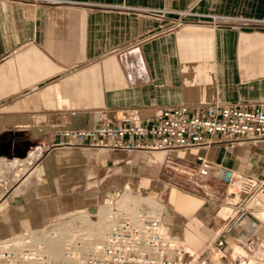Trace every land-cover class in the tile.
<instances>
[{
	"label": "crops",
	"instance_id": "obj_1",
	"mask_svg": "<svg viewBox=\"0 0 264 264\" xmlns=\"http://www.w3.org/2000/svg\"><path fill=\"white\" fill-rule=\"evenodd\" d=\"M258 101L264 102V0H0V138L11 141L6 154L41 150L2 203L0 238L60 212L94 210L168 169L152 159L154 150L52 146L57 126L118 121L128 107L143 119L171 105ZM204 151L167 153L196 165ZM205 153L264 174V140L230 147L218 141ZM209 214L202 217L214 230ZM170 224L179 222L171 217ZM236 235L223 233L227 247L247 244V235Z\"/></svg>",
	"mask_w": 264,
	"mask_h": 264
},
{
	"label": "built area",
	"instance_id": "obj_2",
	"mask_svg": "<svg viewBox=\"0 0 264 264\" xmlns=\"http://www.w3.org/2000/svg\"><path fill=\"white\" fill-rule=\"evenodd\" d=\"M15 1L38 4L49 0ZM187 13L182 10L180 15L183 17ZM179 22L181 20L177 19L175 24ZM117 118L118 121L101 119L100 124L86 128L57 126L53 130L58 138L51 144L124 152L162 151L164 167L183 174L187 182L205 188V193L211 183L226 185L225 195L232 207L224 218L227 219L224 225L204 246L188 247L163 230L159 209L134 203L126 205L117 199L109 203L101 236L76 217L82 213L88 219L97 220L99 209L75 208L58 219L54 217L42 225L25 227L16 234L0 238V264H212L214 255L222 253L225 246L223 233L241 225L247 213L264 222L255 212L264 207V174L255 176L238 171L205 153L218 141L230 147L245 141L264 140L263 101L247 106L220 102L194 108L187 104L171 105L143 119L135 107H128L120 110ZM196 147L205 150L196 156V165L176 162L167 153L172 149ZM40 154L41 150L0 154V204ZM30 158L32 162L28 163ZM61 221L65 231L61 250L56 253L48 249L46 242L57 237L49 228ZM259 226L257 224L250 232L241 225L251 245ZM259 243L264 248V237Z\"/></svg>",
	"mask_w": 264,
	"mask_h": 264
},
{
	"label": "rangeland",
	"instance_id": "obj_3",
	"mask_svg": "<svg viewBox=\"0 0 264 264\" xmlns=\"http://www.w3.org/2000/svg\"><path fill=\"white\" fill-rule=\"evenodd\" d=\"M131 152H135V150ZM151 155L152 159L159 163L164 154H162V151H159L158 153L154 152V154ZM30 162H32L31 158L30 160H28V163ZM157 177L155 181H152L149 183V185L146 184L139 189L131 188L123 190V193L121 192L122 194L120 193L121 195L119 194L116 200L118 199V202H123L126 205L127 203L129 205L131 203H134L136 205L139 204L144 205L145 207L147 206L159 209L162 212L161 226L168 235L175 239L183 241L188 247L197 248L204 246V244L208 243L216 234L218 229L222 225H224V222L227 220L224 218L231 210L230 208L232 207V205L228 203V198L225 195L226 185H222L220 183H211L210 187L206 190L208 191V193H205V188L196 186L189 181L187 182L183 174L170 168L162 169V171L159 173V176ZM113 202H106L101 205L102 207H98V209H100L101 207L100 212L98 211L100 220H102L103 213L108 208L104 205H109V203ZM224 207L226 210L223 213L221 209ZM96 209L89 210L95 211ZM262 209H264V207ZM205 211L210 212V219H216V224L218 226L216 229H208L209 224H207V221H209V219L206 221V219L202 217ZM66 212H60L58 217H55L54 219H58L63 213ZM259 215H261V217H264V210H262ZM171 217L173 220L176 219L179 222V224H174L175 227L171 226L170 224ZM93 219H96V217L93 216ZM245 220H251L254 223L258 224V226L260 225L259 227H257L252 236L255 238L254 243L251 245L247 240V244H245L244 246L240 241L233 240L227 247L225 241V246L222 249V253L228 259L229 264H241V261L243 260H246V262H244L243 264H249L250 262L254 264H264V248L259 243L264 237V222L262 223L255 218L250 219L247 217L242 221ZM234 230L237 232V238H239L240 235H247L246 232L241 231V225H238ZM249 231L251 232L252 229H250ZM16 233L18 232H15L13 234ZM234 243L239 244L247 253V256H241V254L235 255L234 252H232V246ZM248 246L251 247V250H248ZM236 248L237 247H235V251L237 252ZM60 250L61 245L55 252L59 253ZM238 250H240L242 254L244 253L242 249L239 248ZM251 259H255V262L250 261ZM212 264L217 263L212 262Z\"/></svg>",
	"mask_w": 264,
	"mask_h": 264
},
{
	"label": "bare ground",
	"instance_id": "obj_4",
	"mask_svg": "<svg viewBox=\"0 0 264 264\" xmlns=\"http://www.w3.org/2000/svg\"><path fill=\"white\" fill-rule=\"evenodd\" d=\"M159 152V151H158ZM157 152V153H158ZM163 153V152H162ZM6 199H4L1 204H0V207L2 206V203L5 201ZM119 201V200H118ZM249 204H252V202H250ZM104 206L108 207L107 210L103 213V218L102 220H100L98 218V220H92V219H88L85 215H83L82 213H79L76 215V217L81 220L82 222H84L86 224V226L90 229H93L95 230L99 236H101L102 232H103V227H104V220H105V216L108 211H109V205L105 204ZM2 208V207H1ZM0 208V210H1ZM101 209V208H100ZM100 209L98 210L100 212ZM262 208H260L259 210H255L256 214L262 218L264 220V217H261V215H259L260 212H262ZM99 214V213H98ZM100 217V215H99ZM62 224H63V221H61L60 223H57L53 226H51L49 228V230L55 232L57 234V237L55 239H49L47 240L46 242V245L48 247V249L52 250V251H56L59 246H60V242H61V239L63 238V232L65 230H63L62 228ZM241 225L244 226L245 228H248V229H254L257 224L252 222L251 220H245V221H241ZM235 246H238L242 249V251L245 253V254H242V253H235ZM58 247V248H57ZM232 252H234L235 255L237 254H241V256H247V253L244 251V249L237 243H234L233 246H232ZM217 256H214V262H216L217 264H229L228 262V259L225 257V255L222 253V254H216ZM249 257V256H248ZM246 260H243L241 261V264H243Z\"/></svg>",
	"mask_w": 264,
	"mask_h": 264
},
{
	"label": "water",
	"instance_id": "obj_5",
	"mask_svg": "<svg viewBox=\"0 0 264 264\" xmlns=\"http://www.w3.org/2000/svg\"><path fill=\"white\" fill-rule=\"evenodd\" d=\"M11 141L3 142L0 144V154L1 153H9L11 151ZM21 153L20 150H18Z\"/></svg>",
	"mask_w": 264,
	"mask_h": 264
},
{
	"label": "flooded vegetation",
	"instance_id": "obj_6",
	"mask_svg": "<svg viewBox=\"0 0 264 264\" xmlns=\"http://www.w3.org/2000/svg\"><path fill=\"white\" fill-rule=\"evenodd\" d=\"M4 141L2 140V137L0 138V144L1 143H3ZM17 150H20V151H22L23 149H22V147H17Z\"/></svg>",
	"mask_w": 264,
	"mask_h": 264
}]
</instances>
